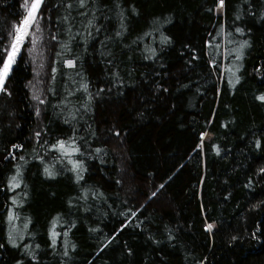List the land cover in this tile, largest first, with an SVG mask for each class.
<instances>
[{
  "label": "trees",
  "instance_id": "obj_1",
  "mask_svg": "<svg viewBox=\"0 0 264 264\" xmlns=\"http://www.w3.org/2000/svg\"><path fill=\"white\" fill-rule=\"evenodd\" d=\"M223 4L44 0L43 103L23 52L0 93V264H264V0Z\"/></svg>",
  "mask_w": 264,
  "mask_h": 264
},
{
  "label": "snow or ice",
  "instance_id": "obj_2",
  "mask_svg": "<svg viewBox=\"0 0 264 264\" xmlns=\"http://www.w3.org/2000/svg\"><path fill=\"white\" fill-rule=\"evenodd\" d=\"M80 5H85V0H79ZM224 0H219L220 6L223 7ZM44 3V0H31V3H29V0H25L24 2V8L26 9V15L22 19L21 23L14 28L15 35L13 36L12 43L10 45L9 50L7 51V58L3 61L2 65H0V93H7L6 88V81L8 80L9 74L12 70V65L16 62V57L20 52V49L25 42L26 39L29 38V36L32 37L31 43L33 46L37 43V37L36 33L40 31V25L39 20L42 18L39 16V10ZM68 7H71V5H68ZM34 28V31H33ZM66 66L69 68L75 67V62L73 60L66 61ZM55 71V70H53ZM85 90L87 89V85H84ZM37 99H39L37 97ZM258 99L264 101V96L259 97ZM43 103V101H40ZM39 135V134H38ZM56 150H58L63 156L71 157L75 153L79 152V148L74 146V143L66 144L64 141L58 142L57 145L53 146ZM69 163H72L73 170H79L82 171V165L79 162L69 160ZM78 171V178H82L79 176ZM45 172L52 176L54 173L49 169L45 168ZM20 172L19 168L17 169V177H19ZM17 177H13V183L12 187L13 190L20 186L19 180ZM16 217L13 215L9 216V220H14ZM213 228V225H208V230L211 231ZM56 233H53V243H55V237ZM11 239V242L15 246V240Z\"/></svg>",
  "mask_w": 264,
  "mask_h": 264
},
{
  "label": "rangeland",
  "instance_id": "obj_3",
  "mask_svg": "<svg viewBox=\"0 0 264 264\" xmlns=\"http://www.w3.org/2000/svg\"><path fill=\"white\" fill-rule=\"evenodd\" d=\"M29 3H31V0H29ZM223 7H224V4H223ZM25 9V8H24ZM40 11V10H39ZM222 15H224V13L221 12ZM26 15V9H25V14L24 16ZM24 18V17H23ZM22 18V19H23ZM21 20L18 21V23H16V26L19 25L21 23ZM39 25H40V31L36 33V37L38 38L37 39V43L35 44V46L32 45L31 43V39L32 37L29 36L28 39L25 40V42L23 43L21 49H20V52H23V53H26L27 55H29V58L31 60V62H34L33 65H34V72H35V76L30 84L31 88H32V91H33V96H34V99H35V102L36 103H40V101H42V93H43V87H44V78H45V74H44V70H45V56L43 55V43H44V32H43V27L41 26V23H40V20H39ZM33 31H34V28H33ZM15 35V32L13 30V34H12V39H13V36ZM12 43V40L9 42L8 46H7V51L9 50L10 48V45ZM19 54L17 55V57L19 56ZM16 57V59H17ZM6 58H7V55H6ZM5 58V59H6ZM14 64L12 65V68H13ZM40 68H43L40 69ZM12 71V70H11ZM11 73V72H10ZM37 97L39 99H37ZM209 135V133H207L203 139H206L207 136ZM17 203V208L18 210H21L23 212V206L25 205V200L24 199H21L19 201V199H17L16 201ZM22 212H20L21 214H14L15 215V219H18L20 221L22 220H27V218H23L22 216ZM24 220V221H25ZM28 221V220H27ZM24 234V232H23ZM21 236H23L21 234Z\"/></svg>",
  "mask_w": 264,
  "mask_h": 264
},
{
  "label": "water",
  "instance_id": "obj_4",
  "mask_svg": "<svg viewBox=\"0 0 264 264\" xmlns=\"http://www.w3.org/2000/svg\"><path fill=\"white\" fill-rule=\"evenodd\" d=\"M217 13L221 14V9L220 8L217 10ZM211 137H212L211 134L209 136H207V140L211 139ZM202 144H204V143L202 142Z\"/></svg>",
  "mask_w": 264,
  "mask_h": 264
}]
</instances>
